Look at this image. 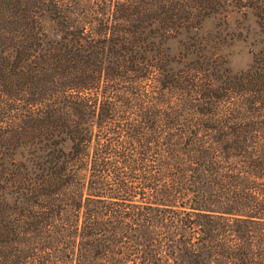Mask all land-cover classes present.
Returning <instances> with one entry per match:
<instances>
[{
    "label": "trees",
    "instance_id": "1",
    "mask_svg": "<svg viewBox=\"0 0 264 264\" xmlns=\"http://www.w3.org/2000/svg\"><path fill=\"white\" fill-rule=\"evenodd\" d=\"M0 264H264V0H0Z\"/></svg>",
    "mask_w": 264,
    "mask_h": 264
},
{
    "label": "rangeland",
    "instance_id": "2",
    "mask_svg": "<svg viewBox=\"0 0 264 264\" xmlns=\"http://www.w3.org/2000/svg\"><path fill=\"white\" fill-rule=\"evenodd\" d=\"M206 29L209 33H214L213 27L218 26V20H207ZM224 28L217 30L220 36L228 39L222 46L221 51L227 59V65L232 71H238L246 68L251 61L250 42L257 37V26L255 19L251 14L243 17L240 13L231 12L228 14L227 24Z\"/></svg>",
    "mask_w": 264,
    "mask_h": 264
}]
</instances>
